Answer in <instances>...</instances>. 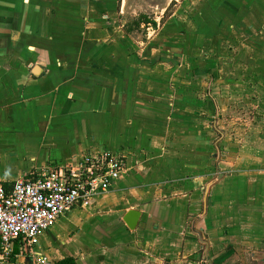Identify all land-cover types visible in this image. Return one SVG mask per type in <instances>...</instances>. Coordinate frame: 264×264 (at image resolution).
Wrapping results in <instances>:
<instances>
[{
  "label": "crops",
  "instance_id": "0c3cea01",
  "mask_svg": "<svg viewBox=\"0 0 264 264\" xmlns=\"http://www.w3.org/2000/svg\"><path fill=\"white\" fill-rule=\"evenodd\" d=\"M141 1L0 0V182L92 150L126 162L106 192L64 213L31 248L20 253L17 242L13 264H204L227 248L222 264L237 255L264 264V125L242 142L240 169L217 176L228 162L200 128L193 89L202 82L182 64L193 52L184 42L205 31L183 32L180 10L164 19L173 0ZM225 2L236 14L211 17L212 36L239 16L241 32L264 45V0ZM138 25L151 30L139 37ZM205 105L215 111L212 97ZM131 209L140 212L134 230L124 221ZM74 212L75 227L62 230Z\"/></svg>",
  "mask_w": 264,
  "mask_h": 264
},
{
  "label": "rangeland",
  "instance_id": "374dc122",
  "mask_svg": "<svg viewBox=\"0 0 264 264\" xmlns=\"http://www.w3.org/2000/svg\"><path fill=\"white\" fill-rule=\"evenodd\" d=\"M182 1L173 0L170 2L164 13V19H168L173 12L180 10L178 17L184 22L183 32H187V30L196 32L198 24L206 32L201 33L194 41L184 42L182 47L190 48L193 52L186 53V58L182 63L186 65L183 75L191 76L189 78L191 82H202L201 88L193 89L194 95L199 92L202 99L199 109L205 120L202 121V118L200 128L210 131V137L206 138L207 142L216 145L217 156H219L218 150H220V158L223 157L224 161L226 159L228 162V165H225L227 166L226 171H221L223 167L218 168V171L221 172H218L217 176L231 174L240 169L239 150L242 142L253 141L262 134L260 127L263 128L264 125V45L259 46L260 42L255 36H245L241 32V28L237 26L241 20L239 16L234 19L232 31L224 30V26H219L217 36L215 38L212 36L210 29L213 21L211 17L215 16L217 20L222 19L227 13L226 8H228V12L232 10L234 16L237 8L236 3H234L236 8H234L233 3L232 5L227 4L225 0H219L216 3L215 0L213 3L211 0ZM205 2L206 4L202 7ZM140 3L145 5L144 0ZM136 27L139 37H142L144 32L147 33L151 30L150 27L148 29L147 27L142 29L139 25ZM175 45L176 42L167 44L168 47H176ZM172 61L168 64L175 63ZM180 66L182 67V65ZM208 84H211L210 88ZM185 91L191 92L188 89ZM209 97L213 98L215 111L212 107L208 109L205 105ZM77 216L78 212L65 216L61 222V229H73ZM61 229H54L56 237H62ZM50 240L52 239H47L49 243H51ZM36 249L38 250L40 247L37 246ZM203 252L204 249L201 252L202 255ZM231 252L230 248H227L224 253L227 256L220 259L224 255L222 254L214 261L204 264H222ZM244 258H238L237 255L224 264H257V261L252 260L249 255ZM15 264H23V262L18 263L15 259Z\"/></svg>",
  "mask_w": 264,
  "mask_h": 264
},
{
  "label": "built area",
  "instance_id": "2783aa9c",
  "mask_svg": "<svg viewBox=\"0 0 264 264\" xmlns=\"http://www.w3.org/2000/svg\"><path fill=\"white\" fill-rule=\"evenodd\" d=\"M125 167L123 154L92 150L74 163L25 173L14 184L0 182V264H13L17 242L26 251L64 213L106 192Z\"/></svg>",
  "mask_w": 264,
  "mask_h": 264
},
{
  "label": "water",
  "instance_id": "95a60500",
  "mask_svg": "<svg viewBox=\"0 0 264 264\" xmlns=\"http://www.w3.org/2000/svg\"><path fill=\"white\" fill-rule=\"evenodd\" d=\"M139 219L140 212L134 209L129 210L124 216V221L131 230H134L136 228L139 223Z\"/></svg>",
  "mask_w": 264,
  "mask_h": 264
},
{
  "label": "trees",
  "instance_id": "16d2710c",
  "mask_svg": "<svg viewBox=\"0 0 264 264\" xmlns=\"http://www.w3.org/2000/svg\"><path fill=\"white\" fill-rule=\"evenodd\" d=\"M142 17L144 18V16H142ZM225 256H227V255L224 254L223 256H221L220 259L224 258ZM54 264H80V262L78 261L77 258H75L73 256H67L65 258H62V259L56 261Z\"/></svg>",
  "mask_w": 264,
  "mask_h": 264
}]
</instances>
